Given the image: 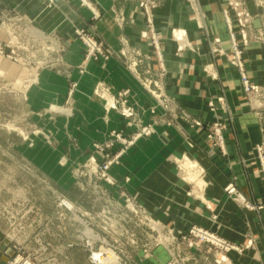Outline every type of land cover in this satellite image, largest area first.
<instances>
[{
  "label": "crops",
  "instance_id": "crops-1",
  "mask_svg": "<svg viewBox=\"0 0 264 264\" xmlns=\"http://www.w3.org/2000/svg\"><path fill=\"white\" fill-rule=\"evenodd\" d=\"M90 2L99 13L96 18L80 0H57L55 3L0 0V42L6 45L13 36H26L25 25L30 19L35 28L59 34L67 45L64 58L71 66L70 78L50 69H41L36 80L24 91L28 105L40 116L41 123L36 126L43 132H51L54 138L50 144L58 154L49 160L70 164L77 158L88 157L93 151V143L108 139L111 131H123L126 135L134 132L138 125L128 124L129 118L115 110L106 113L104 100L94 93L99 82L108 86L112 94L126 91L129 103L135 106L142 122L152 123L155 131L139 137L122 157L121 164L111 167L110 173L119 180L123 191L135 195L155 219L172 228L176 234L198 224L234 243H241L247 235H253L256 240L254 248L242 256L235 251H229L227 255L231 264H264V209L258 212L243 208L225 191V186L233 179L237 188L252 201L264 202V182L258 173L254 149L264 137V128L242 90L238 71L228 64L225 56L214 59L217 76L204 71L205 64L210 61L209 45L196 22L187 19L184 0H176L172 7L162 8L158 13L156 25L168 65L165 95H172L181 107L204 123L213 122L217 117L225 125V151H222L209 144L204 128L192 127L181 120L180 126L190 133L191 145L174 125L166 122L170 113L159 105L118 56L107 61L90 59L84 71L80 72L85 49L75 37V28L98 33L116 53L122 51L123 39H128L133 50L146 53L152 50L150 37L145 33L146 19L137 2ZM200 2L210 11L207 22L213 29L209 31L210 35H220L227 47L230 35L221 13V1ZM175 26L187 29L188 38L195 42L197 49L178 52L171 36V28ZM246 55V66L254 80L264 83L263 46L252 45ZM145 64L152 67L151 61ZM1 67L2 73L6 70L9 75L15 72L8 63ZM143 68L141 65L140 69ZM69 80L78 82L72 108L64 106L70 91ZM219 95H225L227 107L224 109L216 100L217 107L213 111L208 100ZM183 154L196 159L205 169V188L201 194H198V188H195L194 196L188 193L190 183L181 178L182 174L172 160L173 155ZM190 158L185 159L190 161ZM190 170L195 173L190 177L186 170L190 180L196 179L199 170ZM127 176L130 180L126 182ZM114 195L124 199V193L116 191ZM214 214L216 219L212 218ZM165 253L162 248L156 251L159 259L165 260ZM200 257L203 259L205 255ZM146 261L138 264H151V258Z\"/></svg>",
  "mask_w": 264,
  "mask_h": 264
},
{
  "label": "rangeland",
  "instance_id": "rangeland-1",
  "mask_svg": "<svg viewBox=\"0 0 264 264\" xmlns=\"http://www.w3.org/2000/svg\"><path fill=\"white\" fill-rule=\"evenodd\" d=\"M132 1L137 2L144 14L147 23L145 33L146 37H150L148 39L152 50L150 53L133 50L128 39H123L126 44L123 51H114L112 56L122 59L150 94L151 90L154 91L152 96L170 113L166 122L174 125L191 145L190 133L180 126L181 120L192 127L204 128L209 144L225 151V125L220 119L216 117L213 122L204 123L181 107L172 95H165L168 65L156 21L162 8L172 7L176 0ZM220 1L221 13L230 35L227 47L220 35H210L209 31L213 29L207 23L210 11L206 5L200 0H184L183 9L187 19L196 22L209 45L210 61L205 64L204 71L213 77L217 76L214 61L218 56H225L228 64L238 71L242 90L264 128V83L256 82L246 66L247 49L255 44L264 48V0ZM28 21V34L12 37L11 48L0 50V68L3 63L15 68V72L10 75L7 70L5 73L0 72V264H24L26 259L33 264H96L91 257L93 253L107 264L146 263V259L150 258L151 264H231L227 255L229 251L242 256L254 248L256 240L253 235H247L241 243H234L198 224L176 234L172 228L155 219L135 195L123 191L119 180L110 173L111 167L117 163L111 165L108 171L114 179L112 184L101 176L99 168L91 162L92 157L97 160L102 158L96 144L114 141L111 148L114 155L123 147L121 142L115 140L114 131L123 134L125 138H132L144 126L153 125L142 122L135 106L129 103L126 91L120 92L125 93L121 97L120 93L112 94L108 86L99 82L94 93L104 100L106 113L115 110L123 116L124 108L132 107L134 115L123 117L129 118L128 124L138 125L134 132L126 135L123 131L113 130L108 139L93 143V151L88 157L77 158L70 164L67 161L52 163L49 160V157L58 154L50 144L54 138L51 132H43L36 126L41 123L40 116L28 105L24 91L36 80L37 72L41 69H50L70 78L71 66L64 58L67 45L61 50L65 43L63 38L59 34L33 28V21ZM33 30L37 33H33ZM171 36L178 52L197 49L195 42L189 40L186 28L172 27ZM75 37L82 42L86 52V45L79 37ZM0 45H3L2 42ZM149 61L152 67L145 64ZM86 63L84 60L80 65V72ZM141 65L144 66L143 70L140 69ZM243 74L246 79L242 77ZM69 83L71 88V80ZM99 85L108 90L105 98L96 92ZM121 98L125 101L123 106ZM112 100H116L117 109L108 108V104H113ZM216 100L224 109L227 107L225 95H219L216 99L209 98L208 106L211 110L215 111ZM73 104V94L67 95L64 106L72 108ZM230 120H233L232 116ZM217 124L220 132L215 130ZM154 131L153 128L152 133ZM133 144L125 149L119 164ZM259 148L264 157V137L254 147L258 173L264 182ZM78 155L81 157V153ZM185 158L190 157L185 154L172 156L182 174L181 178L190 183L188 193L194 196L195 188H198L197 192L201 194L205 188V169L193 158H190V162L194 167L186 168ZM188 168L199 170L196 179L190 180L186 173ZM129 180L130 177H125L126 182ZM116 191L124 193L123 200L114 195ZM230 197L246 208L234 196ZM63 199H66L64 203ZM260 203L264 205V202ZM74 206V209H70ZM207 206L213 209L210 204ZM216 217V214L212 215L213 219ZM193 227L210 230L234 246V249L225 252L226 260L219 259L222 254L217 252L214 245L199 243V237L189 233ZM159 248L166 251L165 260L157 257L156 251ZM102 252L108 254L101 257ZM201 254L205 255L203 259Z\"/></svg>",
  "mask_w": 264,
  "mask_h": 264
},
{
  "label": "built area",
  "instance_id": "built-area-1",
  "mask_svg": "<svg viewBox=\"0 0 264 264\" xmlns=\"http://www.w3.org/2000/svg\"><path fill=\"white\" fill-rule=\"evenodd\" d=\"M48 3H55L57 0H46ZM81 3L85 6H87L88 8H90L93 12V17L96 18L98 16V11L95 9V7L92 5V3L90 2V0H80ZM29 21L26 23L25 25V29L27 31V29L29 28ZM35 28V27H33ZM32 29V28H31ZM75 36L79 37L83 43L86 45V55H85V63L87 61H89L90 59H95V60H103V61H107L113 54H114V50L113 48L106 43L98 33L96 32H89L85 29L82 28H75ZM33 33H37V31L33 30ZM28 34V33H27ZM17 36V35H16ZM13 36V37H16ZM18 37V36H17ZM232 37H234V35H232ZM243 37H246V34H243ZM246 39V38H245ZM123 42V45L126 46L125 42ZM3 44V43H2ZM12 45V39L10 41H8V43L5 45L3 44L2 46H5V49H2V46L0 45V50H6L7 47L11 48ZM66 46V43H64L62 45V49L64 50V47ZM179 49H182V47H179ZM12 52L14 51L13 49H10ZM123 51V49H122ZM53 65V64H51ZM84 71V67L81 70V72ZM242 77L244 79H246V75L243 74ZM77 86V82L75 81H71V88L69 91V95H72L75 91V88ZM96 92L97 94L103 96L105 98V96L108 94V90H106L103 87L97 86L96 88ZM152 94H154V91H152ZM123 95H125V93H120V96L123 97ZM114 99V98H113ZM113 104H108V108L109 109H117V105H116V100H112ZM110 103V102H109ZM120 103L121 105H125V101L123 98L120 99ZM123 116L125 117H131L134 115V109L130 106H126L123 110L122 113ZM217 128L215 129L217 132H220V127H218V124L216 125ZM153 132V127L152 125H147L144 126L140 131H138V133L133 136L132 138H125L123 136V134L118 133V132H113V134L115 135V140H118L119 142L122 143L123 147H121L118 151H116V153L113 155L111 153V148L114 144V141H108L106 143L103 144H96V149L99 152V154L101 155L100 159H96V157H92L91 158V162L97 167L99 168V171H101V176L103 178H105L109 183H113L114 179L112 176L109 175V169L111 167V165L117 163H120V159L121 156L124 154L125 149L133 144L136 139L141 136V135H150ZM221 141H222V136H220ZM259 161H260V168L262 170L263 173V177H264V157L262 156L261 153V149L259 148ZM225 191L227 192V194L229 196H234L235 199H237L240 203H242L247 209H255L257 211H260L261 209H263L264 205L260 202H254L250 199V197H248L247 195H245L242 191H240L237 186L236 183L234 182L233 179H231L228 184L225 186ZM63 199L62 202L64 203ZM66 205V204H65ZM75 206L73 208L70 209H74ZM190 234H194L196 236L199 237V243H210L212 245H214L217 249V252H220L221 258L219 257V259L221 260H226L225 258V252L229 251L231 249H234V246L230 245L229 242H227L226 240H224L222 237H220L219 235H217L216 233L204 229V228H198V227H193L190 231ZM102 257L104 255H107V252H102ZM94 260V262L96 264H104L98 257V255H93L91 256ZM106 263V262H105ZM24 264H33L30 260L26 259Z\"/></svg>",
  "mask_w": 264,
  "mask_h": 264
},
{
  "label": "bare ground",
  "instance_id": "bare-ground-1",
  "mask_svg": "<svg viewBox=\"0 0 264 264\" xmlns=\"http://www.w3.org/2000/svg\"><path fill=\"white\" fill-rule=\"evenodd\" d=\"M192 163L189 161V160H187L186 161V167L188 166V167H191L190 165H191ZM188 173L190 174V177H194L195 176V173L193 172V171H191L189 168H188ZM108 254V253H107ZM110 254V253H109ZM101 257H102V255H101ZM104 264H107V263H104Z\"/></svg>",
  "mask_w": 264,
  "mask_h": 264
}]
</instances>
